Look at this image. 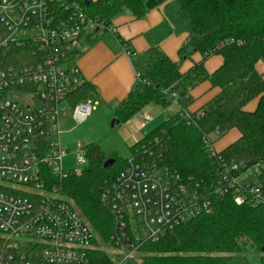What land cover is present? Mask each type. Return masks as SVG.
Instances as JSON below:
<instances>
[{"label": "built area", "instance_id": "obj_1", "mask_svg": "<svg viewBox=\"0 0 264 264\" xmlns=\"http://www.w3.org/2000/svg\"><path fill=\"white\" fill-rule=\"evenodd\" d=\"M81 1L0 0V264H96V233L51 182L79 177L87 165L80 147L81 167L64 170L61 121L70 112L82 125L95 111L89 100L73 104L86 83L78 60L87 42L111 29L90 18ZM183 117L190 125L191 116ZM149 122L146 117L142 128ZM209 153L219 163L213 196H231L238 206L264 205V194L251 183L259 165L245 169L213 147ZM102 201L114 219L111 243L121 261L213 211L203 190L134 156Z\"/></svg>", "mask_w": 264, "mask_h": 264}, {"label": "trees", "instance_id": "obj_2", "mask_svg": "<svg viewBox=\"0 0 264 264\" xmlns=\"http://www.w3.org/2000/svg\"><path fill=\"white\" fill-rule=\"evenodd\" d=\"M148 0H82L86 13L105 27L125 12L136 19L147 13ZM190 20L192 32L179 51L180 60L201 54L203 61L182 74L179 63L154 48L134 61L140 75L139 85L115 109L120 125L130 122L149 106L165 107L173 103L180 111L130 148L132 156L150 169L178 175L184 184L210 196L213 211L168 232L140 252L148 254L143 264H231L234 256L247 252L260 254L264 264V205L238 206L231 196L212 195L218 180V160L210 153V136L222 137L238 130L241 137L218 155L228 163L245 169L259 165V174L251 183L264 194V78L256 65L264 63V0H178ZM222 56L223 65L210 74L205 62ZM209 82L220 94L200 113L190 114L194 99L191 92ZM92 88L85 83L74 96L73 104L88 98ZM258 100L254 112L245 107ZM188 113V125L183 117ZM211 144V146H210ZM87 165L81 176L64 181L51 179L96 235L109 242L114 219L102 201L106 187L125 170L128 160L117 156L109 169V160L96 144L85 149ZM211 193V194H210ZM96 264H108L101 250L91 254Z\"/></svg>", "mask_w": 264, "mask_h": 264}, {"label": "crops", "instance_id": "obj_3", "mask_svg": "<svg viewBox=\"0 0 264 264\" xmlns=\"http://www.w3.org/2000/svg\"><path fill=\"white\" fill-rule=\"evenodd\" d=\"M191 32L190 20L185 16L178 0H164L141 19H136L130 12L117 17L112 22L111 29L99 33L96 39L87 42L86 49L78 60L83 79L92 88L86 100L95 105L94 112L101 105L106 108L119 106L140 83V77L134 65L135 59L125 53L124 46L135 52L138 57L151 49H160L171 61L179 63L180 72L186 74L195 64L203 61L199 53L193 54L187 60H180L179 51ZM223 63V57H213L205 62V68L212 74ZM256 69L264 78V64L259 62ZM220 92L219 88L213 87L209 82L199 85L191 92L194 102L188 112L200 113ZM257 106L258 100H255L245 107V111L254 112ZM168 109L176 114L180 111V106L177 101L165 107L149 106L131 120L137 126L136 134L141 135L140 139L131 144V147L162 123L160 119L166 115ZM146 117H150L151 122L142 128ZM150 126L157 127L147 134L145 131ZM240 137L238 130L228 133L225 139H222L224 143L220 146V153L238 141Z\"/></svg>", "mask_w": 264, "mask_h": 264}, {"label": "rangeland", "instance_id": "obj_4", "mask_svg": "<svg viewBox=\"0 0 264 264\" xmlns=\"http://www.w3.org/2000/svg\"><path fill=\"white\" fill-rule=\"evenodd\" d=\"M213 57L222 58L220 55ZM116 108V106L106 108L101 105L84 124L78 126L72 121L70 112L67 113V117L62 119L61 124L64 131L62 144L66 151V156L63 160L65 171L73 172L81 167L78 164L77 154L80 151V147L86 149L90 144L99 145L109 159H113V156H117L121 160H130L132 158L130 151L131 144L140 139L141 135L139 136L136 134L137 126L133 121L115 128L112 127L113 121L117 119L115 114ZM173 115V111L169 110L165 116L161 117L160 121L163 123ZM156 127L157 126H150L145 132L149 134ZM225 136L220 137L217 134L210 136V143L218 154L220 153V146L224 143L222 139H225ZM98 250L105 253L108 264H143L144 259L148 257V254L139 252L135 254L132 259L121 261V257L113 248L111 239L109 242H103L97 236L94 252ZM231 264H260V254L257 252H247L245 254L236 255Z\"/></svg>", "mask_w": 264, "mask_h": 264}, {"label": "water", "instance_id": "obj_5", "mask_svg": "<svg viewBox=\"0 0 264 264\" xmlns=\"http://www.w3.org/2000/svg\"><path fill=\"white\" fill-rule=\"evenodd\" d=\"M164 0H148V2L146 3V8L148 10H152L154 8H156L157 6H159ZM120 125V121L118 119H116L115 121H113L112 123V127L115 128L117 126ZM115 163L114 159H109L105 165L104 168L105 169H109L110 167L113 166V164Z\"/></svg>", "mask_w": 264, "mask_h": 264}]
</instances>
